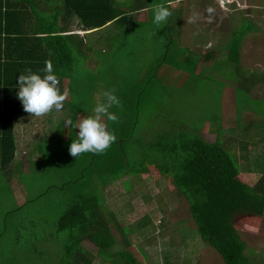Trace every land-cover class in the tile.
Masks as SVG:
<instances>
[{"label": "rangeland", "instance_id": "rangeland-1", "mask_svg": "<svg viewBox=\"0 0 264 264\" xmlns=\"http://www.w3.org/2000/svg\"><path fill=\"white\" fill-rule=\"evenodd\" d=\"M246 23L249 26L251 21ZM251 27L252 33L264 32L261 21L258 25L253 22ZM257 39L258 42L255 39L247 42L244 47L246 59L240 67L229 61L224 48L211 50L209 57L213 53L215 58L204 65L199 75L192 66L188 72L171 68L177 64V45L171 46L165 61L163 52L153 57L146 52L143 58L140 48L144 46L139 48L133 42L121 45L120 57L112 68L104 61L111 51L102 54L103 59L94 53L100 59L99 68L93 71L94 75L91 71L80 72L82 76L76 83L83 80V87L73 96L75 101L71 105L74 108H71L70 118L73 122L77 120L74 117L86 96L96 95L102 100V93L114 88L121 105L128 104L133 96L140 98L139 116L133 113L137 108L132 106L120 110L130 118L125 119V123H117L118 126L114 124L113 127L118 129L115 135L119 137L116 141L134 136L138 142L144 135L142 140L145 142L157 135V132L153 133L155 129L162 132L184 129L207 141L220 136L229 141L230 151L236 152L239 158V143L234 144L232 139L248 141L251 150L253 144H261L260 134L264 135V36ZM254 51H258L256 59L252 58ZM75 60L76 71L85 70L80 63L82 56ZM85 73L87 77L83 75ZM145 82V92L141 94L139 91ZM87 106L91 103L84 106V111L91 114L93 109ZM105 122L109 124L107 120ZM46 123L41 124L44 131L38 138L25 142L29 143L24 145L26 155L19 154L10 167L0 168V264H62L65 248L71 242L70 233L58 231L56 224L73 195L81 191L87 177L75 181L82 173L91 175L90 169L84 170L87 165L91 166V153L71 156L69 148L79 129L71 127L69 139L66 136L63 143L62 139L59 142L56 137L51 138V123ZM131 143L134 144L133 140H129L126 147L134 153ZM117 148V143L112 144L107 152L116 153ZM102 156H96L95 167H103L102 163L109 157L101 160ZM111 160L109 163L116 164L119 159ZM240 163L241 160L236 164L227 163V174L240 190L230 204V220L248 250L254 251L258 263L264 264V203L247 196L261 174L242 170ZM143 170L140 169L139 175L122 179L123 174L111 175V184L106 188L101 182V179L109 178V172H105L100 180H95L94 190H89L100 198L104 209L114 210L123 227L129 230L128 238L140 264H225L216 250L199 235L187 200L170 180L155 170ZM149 219L151 223L146 225ZM117 233L122 237L120 232ZM82 246L95 255L94 264H103L93 243L84 239Z\"/></svg>", "mask_w": 264, "mask_h": 264}, {"label": "trees", "instance_id": "trees-1", "mask_svg": "<svg viewBox=\"0 0 264 264\" xmlns=\"http://www.w3.org/2000/svg\"><path fill=\"white\" fill-rule=\"evenodd\" d=\"M125 18L126 14L116 6V0H0L1 169L10 167L16 158V119L29 115L17 98L19 75L30 68L43 76L45 61L51 60L63 93L62 83L66 78H75V59L82 54L84 47L79 34H69L73 22L77 21L76 26L92 31L109 23L117 24ZM250 30V25L242 27L228 46V59L235 66L241 65V42ZM260 137L261 144H253L251 150L248 141L232 139L234 144L239 143V158L236 152L232 154L230 151L229 141L220 136L207 141L184 129L157 133L149 142H137L131 137L114 142L118 146L119 165L109 163L114 158L109 154L104 156L109 157L102 163L103 167H95V159L92 160L91 166L84 168L90 169L91 175L82 173L75 181L87 177L88 187H82L73 195L68 208L58 219L57 230L68 231L71 238L62 264H94L95 255L82 246L84 239L98 248L97 255L103 259V264H140L128 238L129 230L123 227L116 212L104 209L100 198L89 190H94L95 175L101 177L109 172V178H100L106 188L111 184V175L123 174L122 179L139 175V170L144 168L156 169L187 200L199 235L216 250L225 264H259L254 251L248 250L230 220L229 207L240 190L227 174V163L236 164L241 160L242 170L261 174L247 196L264 203V135L260 134ZM129 140L134 142L130 145L134 153L128 151L129 146L126 147ZM148 221L146 225L151 223L150 219Z\"/></svg>", "mask_w": 264, "mask_h": 264}, {"label": "crops", "instance_id": "crops-1", "mask_svg": "<svg viewBox=\"0 0 264 264\" xmlns=\"http://www.w3.org/2000/svg\"><path fill=\"white\" fill-rule=\"evenodd\" d=\"M237 1L238 2L222 6L220 0H116V6L126 14V18L119 23H109L101 29L88 31L82 29V27L76 26L77 21H74L70 26L72 31H70L69 34H79L84 41L83 52L81 54L83 61L80 63L82 67L84 66L85 70L75 71L77 73L76 75L74 73V79H64L62 88H66L69 91V96L64 102V110H61L60 112H51L47 114L46 117H33L29 114L20 116L16 119L14 129L17 145L16 157L19 154L26 155V146L29 143L25 144V142H30L31 140L38 138L39 133L44 131L41 124L46 123V121L48 124L51 123V138L54 139L56 137V140L59 142L62 139L63 143L66 141V136L68 138L71 134V128L64 127L65 118L69 117L67 119H71V108H74L71 105L75 101L73 96L83 87V80H80V82H78L79 84L76 83V80L82 76L80 75V72L82 71H91L90 73L94 75L93 71L98 70L100 62L97 55L102 57V54L107 55L111 51L110 56H106L104 61L107 62L108 67L112 68L116 65L117 59L120 57L121 45H129L133 42L135 46H138L139 48L140 46H144L143 48H140L143 58H145L144 56L146 55V52L148 56L152 57L155 54H162L163 52V61L168 58L171 46L177 45V64H173L171 68L174 67L175 70L179 72H188L192 66V68L195 69V74L198 75L201 74L204 65L207 64V62H210L212 58H215V54L213 53H211L209 57L211 50L216 48H221L222 50L224 48L225 55H228V46L231 44L236 32L239 31L238 27L241 29L242 27L247 26L246 22H249V20L251 21L250 27L253 22H257V25L258 21L264 23V1L256 4L253 2L254 0ZM160 3L169 6L172 15L165 23L156 25L153 23V6ZM209 9H211V11H209ZM138 28L140 30H138ZM258 28H260V26H258ZM252 30L253 27H251V30L244 35L241 42V64L243 63V60L246 59V55H244V47L247 42H249L250 39H255V41L258 42L259 39L257 38L261 39L262 36H264V32L259 33L256 31L255 33H252ZM128 38L129 40H127ZM117 45L118 47L116 48ZM152 45L154 47L150 48ZM146 46H148L147 49ZM257 52L258 51L252 52V58L256 59ZM94 53H97V55H94ZM156 71L159 73V69L156 68ZM86 74L87 73L83 75L87 77ZM149 83L150 80L148 84ZM145 86L146 82L141 85L139 93L142 94L145 92ZM92 90L91 92L94 93V89ZM98 99H100V97L96 95L89 98L86 96L84 99L85 102L80 106L74 119L93 114V112L87 114V112L84 111V106L87 105V103H91V106H87L86 108L94 109L93 107ZM139 101L140 98L138 96L137 98H134L133 96V99L128 102V104L123 103L119 107L113 106L110 111L118 116L119 122L113 123L108 121V129L115 134V131L117 133L118 129L113 127L114 124L118 126L117 123H120L121 121L125 123V119L130 118V115L126 112H120V110H124V106L137 108L133 113H135L136 116H139ZM135 114L133 117H136ZM134 122L138 123L137 121ZM131 125H133V123ZM150 127L152 128V125ZM156 132L162 133V130L155 129L153 133L155 134ZM129 137L134 140L136 139L134 136ZM139 138L142 140L144 135ZM151 139L152 138L150 137V140ZM150 140H148V142ZM105 153L109 154L111 157L119 158L118 151L115 153L113 151L107 152L106 150ZM105 153L102 154L103 156L100 158L101 160L104 159V156L106 155ZM97 155L99 154L91 153L89 157L91 160H94ZM15 161H17L16 158L14 162ZM151 169L157 171L153 168H144V170L148 172ZM100 178L101 177L95 175L94 179H92L95 183V180H100ZM83 187H88V181L84 183Z\"/></svg>", "mask_w": 264, "mask_h": 264}, {"label": "clouds", "instance_id": "clouds-1", "mask_svg": "<svg viewBox=\"0 0 264 264\" xmlns=\"http://www.w3.org/2000/svg\"><path fill=\"white\" fill-rule=\"evenodd\" d=\"M211 11V9H209ZM153 23L161 25L172 15L170 7L160 3L153 6ZM44 75L27 69L21 73L18 79V99L23 105L25 112L33 117H43L53 110L60 112L64 108V102L69 96L68 89L63 93L59 88L60 81L54 73L51 60L45 61ZM103 99H98L93 109V114L77 119H66L64 127L79 129L77 138L70 145L69 153L78 157L83 153L103 154L116 141L117 137L113 131L108 129L105 122H118V116L110 111L113 106H121V101L115 94V89L105 90Z\"/></svg>", "mask_w": 264, "mask_h": 264}, {"label": "built area", "instance_id": "built-area-1", "mask_svg": "<svg viewBox=\"0 0 264 264\" xmlns=\"http://www.w3.org/2000/svg\"><path fill=\"white\" fill-rule=\"evenodd\" d=\"M233 2H238L237 0H220L222 6H226L227 4H231Z\"/></svg>", "mask_w": 264, "mask_h": 264}, {"label": "water", "instance_id": "water-1", "mask_svg": "<svg viewBox=\"0 0 264 264\" xmlns=\"http://www.w3.org/2000/svg\"><path fill=\"white\" fill-rule=\"evenodd\" d=\"M240 3H241V1H240Z\"/></svg>", "mask_w": 264, "mask_h": 264}]
</instances>
